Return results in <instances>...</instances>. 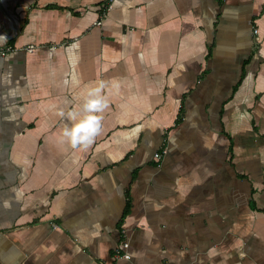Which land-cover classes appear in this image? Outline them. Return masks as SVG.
Wrapping results in <instances>:
<instances>
[{"label":"crops","instance_id":"obj_1","mask_svg":"<svg viewBox=\"0 0 264 264\" xmlns=\"http://www.w3.org/2000/svg\"><path fill=\"white\" fill-rule=\"evenodd\" d=\"M0 34V264H264V0H0Z\"/></svg>","mask_w":264,"mask_h":264},{"label":"clouds","instance_id":"obj_2","mask_svg":"<svg viewBox=\"0 0 264 264\" xmlns=\"http://www.w3.org/2000/svg\"><path fill=\"white\" fill-rule=\"evenodd\" d=\"M106 82L100 80L97 86L88 89L82 95V103L67 113L61 136L73 149L78 147L87 149L95 137L100 133L103 116L99 115L109 107L104 89ZM64 116V112L58 113Z\"/></svg>","mask_w":264,"mask_h":264},{"label":"built area","instance_id":"obj_3","mask_svg":"<svg viewBox=\"0 0 264 264\" xmlns=\"http://www.w3.org/2000/svg\"><path fill=\"white\" fill-rule=\"evenodd\" d=\"M108 7H109V4L104 6V12L102 13V16L105 15L106 10L108 9ZM96 25H99V22H96ZM25 49H26V51L31 52L34 49V46L33 45H29ZM13 50H14V47L11 46V45H7V44L1 45L0 46V57L5 56L6 53H8L10 51H13ZM163 154H164V150H162L161 152H156L154 154V159L156 161H160ZM124 246H126V244H124Z\"/></svg>","mask_w":264,"mask_h":264},{"label":"bare ground","instance_id":"obj_4","mask_svg":"<svg viewBox=\"0 0 264 264\" xmlns=\"http://www.w3.org/2000/svg\"><path fill=\"white\" fill-rule=\"evenodd\" d=\"M4 3V2H3ZM9 22H10V25L12 27H14L16 25V21H15V18L10 14L9 15ZM4 39V36L2 34H0V41H2Z\"/></svg>","mask_w":264,"mask_h":264},{"label":"trees","instance_id":"obj_5","mask_svg":"<svg viewBox=\"0 0 264 264\" xmlns=\"http://www.w3.org/2000/svg\"><path fill=\"white\" fill-rule=\"evenodd\" d=\"M231 145H232V143L230 142V149H231Z\"/></svg>","mask_w":264,"mask_h":264},{"label":"rangeland","instance_id":"obj_6","mask_svg":"<svg viewBox=\"0 0 264 264\" xmlns=\"http://www.w3.org/2000/svg\"><path fill=\"white\" fill-rule=\"evenodd\" d=\"M4 4H3V2H2V6H3Z\"/></svg>","mask_w":264,"mask_h":264},{"label":"water","instance_id":"obj_7","mask_svg":"<svg viewBox=\"0 0 264 264\" xmlns=\"http://www.w3.org/2000/svg\"><path fill=\"white\" fill-rule=\"evenodd\" d=\"M8 39H10V37Z\"/></svg>","mask_w":264,"mask_h":264}]
</instances>
